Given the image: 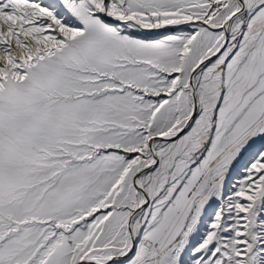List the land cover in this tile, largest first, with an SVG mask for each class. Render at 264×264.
Masks as SVG:
<instances>
[{"label": "snow or ice", "instance_id": "6c2138e0", "mask_svg": "<svg viewBox=\"0 0 264 264\" xmlns=\"http://www.w3.org/2000/svg\"><path fill=\"white\" fill-rule=\"evenodd\" d=\"M0 264H264V0H0Z\"/></svg>", "mask_w": 264, "mask_h": 264}, {"label": "rangeland", "instance_id": "374dc122", "mask_svg": "<svg viewBox=\"0 0 264 264\" xmlns=\"http://www.w3.org/2000/svg\"><path fill=\"white\" fill-rule=\"evenodd\" d=\"M239 178H243V173H242V172L238 174L237 179H239ZM233 183H235V180L233 181ZM226 191H227L229 194H231V193H232V188H231V186H229V187L226 189Z\"/></svg>", "mask_w": 264, "mask_h": 264}]
</instances>
